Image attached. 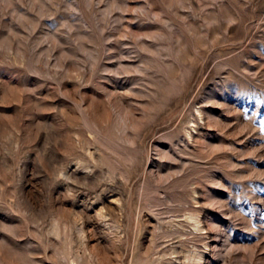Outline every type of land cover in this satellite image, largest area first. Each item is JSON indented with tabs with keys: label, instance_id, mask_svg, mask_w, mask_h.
I'll list each match as a JSON object with an SVG mask.
<instances>
[{
	"label": "rangeland",
	"instance_id": "1",
	"mask_svg": "<svg viewBox=\"0 0 264 264\" xmlns=\"http://www.w3.org/2000/svg\"><path fill=\"white\" fill-rule=\"evenodd\" d=\"M0 264H264V0H0Z\"/></svg>",
	"mask_w": 264,
	"mask_h": 264
}]
</instances>
